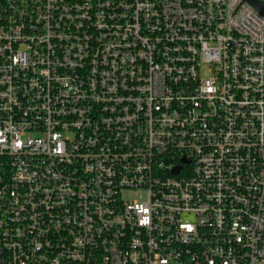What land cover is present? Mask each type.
I'll list each match as a JSON object with an SVG mask.
<instances>
[{
    "label": "built area",
    "instance_id": "1",
    "mask_svg": "<svg viewBox=\"0 0 264 264\" xmlns=\"http://www.w3.org/2000/svg\"><path fill=\"white\" fill-rule=\"evenodd\" d=\"M0 264H264V16L0 0Z\"/></svg>",
    "mask_w": 264,
    "mask_h": 264
},
{
    "label": "water",
    "instance_id": "2",
    "mask_svg": "<svg viewBox=\"0 0 264 264\" xmlns=\"http://www.w3.org/2000/svg\"><path fill=\"white\" fill-rule=\"evenodd\" d=\"M244 2L251 5L254 9H256L262 16H264V0H243ZM179 168L175 170V173H178Z\"/></svg>",
    "mask_w": 264,
    "mask_h": 264
},
{
    "label": "trees",
    "instance_id": "3",
    "mask_svg": "<svg viewBox=\"0 0 264 264\" xmlns=\"http://www.w3.org/2000/svg\"><path fill=\"white\" fill-rule=\"evenodd\" d=\"M262 1V0H261ZM263 2V1H262Z\"/></svg>",
    "mask_w": 264,
    "mask_h": 264
}]
</instances>
